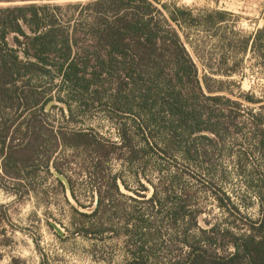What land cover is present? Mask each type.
Listing matches in <instances>:
<instances>
[{
  "label": "trees",
  "instance_id": "1",
  "mask_svg": "<svg viewBox=\"0 0 264 264\" xmlns=\"http://www.w3.org/2000/svg\"><path fill=\"white\" fill-rule=\"evenodd\" d=\"M37 1L41 0H0L24 2L0 8V121L15 115L0 123V158H8L14 164L13 171L4 166L0 170L19 183L34 174H25L26 163L43 144L47 132L55 148L61 142L71 148L92 146L101 160L124 151L129 154L126 159L130 164L157 156L165 163L182 160L197 165L211 161L214 152H221L228 139L244 131L245 123H239L242 104L219 94L226 91L225 83L213 77L226 73L221 70L227 61L223 57L226 54H221L219 68L205 64L201 75L178 28L222 31L228 39L219 40L226 48L234 50L236 46L244 53L251 50L264 68V26L242 35L228 29V18L233 15L228 11L207 10L195 15L191 9L170 7L160 0H91L87 4L65 5H40ZM10 36L15 47L9 42ZM244 98L259 103L252 95L246 94ZM54 99L66 104L72 116L73 103L81 111L94 106L106 112L118 124L121 144L96 140L85 133L68 134L47 128L36 114L42 113ZM28 112L34 123L29 122L23 133L27 125L23 118ZM249 112L251 141L264 162V114ZM18 134L31 136L15 145ZM140 136L142 147L137 145ZM22 151L30 155L18 160ZM45 168L48 169V162ZM176 179L177 175L172 181ZM112 181L114 190L106 194L100 191L91 215L74 209L80 218L102 222L107 213L118 208L114 196L119 194V186L116 177ZM259 194L263 217L248 222L245 232L215 225L191 237L189 230L198 226L199 211L171 194L162 201L156 191L147 201L155 212L153 216L162 215L173 228L185 222V232L180 237L184 245L178 248L173 240L171 248L179 250L173 258L151 261L146 248L155 234L150 229V217L139 216L145 227L133 228L131 237L136 243L132 259L125 264H264V189ZM226 199L230 203L229 197ZM168 201L171 203L165 212ZM80 234L94 232L89 229ZM229 245L234 251L225 255L216 249L223 251ZM10 264L20 263L14 259Z\"/></svg>",
  "mask_w": 264,
  "mask_h": 264
},
{
  "label": "rangeland",
  "instance_id": "2",
  "mask_svg": "<svg viewBox=\"0 0 264 264\" xmlns=\"http://www.w3.org/2000/svg\"><path fill=\"white\" fill-rule=\"evenodd\" d=\"M90 1L41 0L36 3L65 5L69 2L87 4ZM160 1L170 7L191 9L195 15L207 10L228 11L233 14L228 18V29L242 35L254 33L260 24L264 26V0ZM23 4L0 2V8ZM159 7L162 9L161 5ZM260 8L263 11L257 18ZM71 12L67 11L68 14ZM260 20L262 22L259 23ZM178 31L201 75L205 72V64L219 68V61L223 60L221 54H226L223 57L227 61L221 66L226 73L213 77L225 83L226 91L219 94L242 104L239 123H245L244 131L228 139L221 152H214L211 161L197 165H188L182 160L176 164L165 163L157 156L144 157L130 164L126 159L129 154L125 155L124 151L113 154L109 160H101L92 146L71 148L61 142L55 148L47 132L43 144L33 151L32 159L26 163L28 168L25 174L34 171L28 180L19 183L18 179L0 170V264H10L14 259L20 264H125L132 259L136 243L131 237L133 228L145 227L139 221V216L150 217V229L155 234L147 244L146 254L149 253L151 261L156 263L168 261L179 252L171 248L170 243L176 240L178 248L184 245L180 237L184 235L186 225L179 222L173 228L162 215H158V218L153 216L155 212L147 201L156 191L162 201L171 194L174 199L185 200L190 209L199 211L198 226L189 230L191 237L215 225L243 233L249 229L248 222L263 217L259 191L264 189V162L251 141L249 111L264 114V68L251 50L244 53L236 46L234 50L226 48L225 43L219 40L228 39L222 31L214 33L198 27L178 28ZM9 42L15 47L13 36L9 37ZM246 94L257 98L259 103L248 102L244 98ZM51 102L53 105L49 110L46 107L42 113L38 111L36 114L47 128L68 134L85 133L96 140L121 144L118 124L106 112L94 106L81 111L73 103L72 116L66 104L57 99ZM14 116L10 114L2 120L13 119ZM24 118L27 125L23 127V133L29 122L34 123L31 122L34 120L31 113L28 112ZM2 120L0 123H3ZM30 136L18 134L15 145ZM138 141V147H142L141 136ZM29 155L22 151L18 160ZM47 162L48 169L45 168ZM12 165L8 158H0V169L4 166V169L7 167L13 171ZM19 166H23L21 162ZM54 172L68 179L69 191L61 181L62 185L58 183ZM175 175L177 179L172 181ZM113 177H116L119 186V194L114 196L118 208L107 213L102 222L80 218L74 209L91 215L97 207L100 191L106 194L114 190L111 187ZM228 197L230 203L226 199ZM130 198H135L139 203ZM221 198L224 199L223 203ZM170 203L168 201L164 207L165 212ZM51 223H56L64 236H59ZM89 229L93 230L94 235L80 234ZM102 229L105 230L103 233L99 231ZM171 249H174L173 253ZM216 249L223 255L234 251L230 245L223 251L219 247Z\"/></svg>",
  "mask_w": 264,
  "mask_h": 264
},
{
  "label": "water",
  "instance_id": "3",
  "mask_svg": "<svg viewBox=\"0 0 264 264\" xmlns=\"http://www.w3.org/2000/svg\"><path fill=\"white\" fill-rule=\"evenodd\" d=\"M53 105V102H50L48 105H47V110L50 109V107ZM54 175L55 177L61 181L65 188L69 191L70 190V183L68 181V179L63 176L62 174L58 173V172H54ZM52 227L54 228V230L60 235V236H64V232L63 230L56 224V223H51Z\"/></svg>",
  "mask_w": 264,
  "mask_h": 264
},
{
  "label": "crops",
  "instance_id": "4",
  "mask_svg": "<svg viewBox=\"0 0 264 264\" xmlns=\"http://www.w3.org/2000/svg\"><path fill=\"white\" fill-rule=\"evenodd\" d=\"M258 4H261V2H258ZM263 4H264V3H263ZM262 9H263V8H260V10L257 12V14H258V15H257V18H259V16L261 15V12L263 11ZM258 22L260 23V22H262V21L260 20V21H258ZM262 27H263V24H260L258 28L260 29V28H262Z\"/></svg>",
  "mask_w": 264,
  "mask_h": 264
},
{
  "label": "bare ground",
  "instance_id": "5",
  "mask_svg": "<svg viewBox=\"0 0 264 264\" xmlns=\"http://www.w3.org/2000/svg\"><path fill=\"white\" fill-rule=\"evenodd\" d=\"M72 199V198H71Z\"/></svg>",
  "mask_w": 264,
  "mask_h": 264
}]
</instances>
